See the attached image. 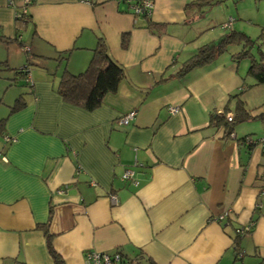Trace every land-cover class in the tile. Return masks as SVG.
Returning a JSON list of instances; mask_svg holds the SVG:
<instances>
[{
  "label": "crops",
  "instance_id": "crops-1",
  "mask_svg": "<svg viewBox=\"0 0 264 264\" xmlns=\"http://www.w3.org/2000/svg\"><path fill=\"white\" fill-rule=\"evenodd\" d=\"M152 1L148 28L117 0H30L26 22L15 18L23 0H0V264H55L44 231L63 264H87L90 251L133 264H264V152L238 141L264 129L236 126L234 138L211 123L240 99L244 122L264 128L261 86L247 60H231L240 46L179 73L236 18L221 2L200 16L186 10L196 0ZM98 39L124 77L88 112L56 89Z\"/></svg>",
  "mask_w": 264,
  "mask_h": 264
},
{
  "label": "trees",
  "instance_id": "trees-1",
  "mask_svg": "<svg viewBox=\"0 0 264 264\" xmlns=\"http://www.w3.org/2000/svg\"><path fill=\"white\" fill-rule=\"evenodd\" d=\"M126 3L127 0H117ZM132 4L137 5L139 0H130ZM219 0H196L188 3L186 5V10L195 8V13L198 15H203L206 9L219 4ZM18 13L15 18L18 21L26 22V15ZM148 25V28L154 27L155 25L151 23L147 14H140ZM233 23L234 19L232 18ZM232 23V25H233ZM223 33L217 38L216 41L212 43L205 44L201 46L193 56H191L180 69L179 73L185 74L192 70L193 68L202 66L222 53L227 52L228 48L231 46H240V50L230 56L231 60L234 62H239L242 60L248 61L247 75L254 80V84L261 86L264 85V53L259 51L260 57L255 55L253 52L254 41L242 31H238L230 28H223ZM127 39L125 36L122 38V46L126 47ZM18 74H21L24 79L23 67L17 70ZM124 77V69L121 65L113 61L109 54L105 42L102 39H98L96 46L92 50V56L87 67L78 74H71L64 70L60 76L57 94L60 96L61 100L67 104L78 106L85 111L91 112L96 110L102 104V99L108 93H113L118 87L119 82ZM28 87L31 85L25 82ZM25 92L19 95L15 100L14 104L10 108V113L18 111L25 106L24 96ZM238 95L232 98H237ZM238 99V98H237ZM238 105L235 109V114L232 119L228 121L223 115H214L212 117L211 123L215 126H221L224 128L226 135L231 136L234 126L236 124L242 123L248 120L250 114L244 108V105L240 99L237 100ZM264 119V114L260 115ZM2 124L0 122V129ZM244 136L238 141L244 144ZM235 138V137H234ZM245 145V144H244ZM248 148L253 146L245 145ZM46 237L47 250L54 261L55 264H63L60 256L54 251L51 244V236L44 231ZM238 236L234 239V244L237 247ZM123 262L127 261L129 264H133V261L126 259L122 256ZM150 264H153L150 262Z\"/></svg>",
  "mask_w": 264,
  "mask_h": 264
},
{
  "label": "rangeland",
  "instance_id": "rangeland-1",
  "mask_svg": "<svg viewBox=\"0 0 264 264\" xmlns=\"http://www.w3.org/2000/svg\"><path fill=\"white\" fill-rule=\"evenodd\" d=\"M220 4H223V8H227L230 11L229 14L235 16L234 18H236V21L234 26L237 24L235 30L242 31L243 29V31L254 41L253 52L260 57L259 51L264 53V0H221ZM219 16V14L215 13L213 17L218 18ZM216 29L219 32V28L216 27ZM257 47L259 48V51L257 50ZM260 92L264 94V85H261ZM251 95L254 96L253 92H251ZM262 100H264V96H262ZM236 126H252V130L259 131L260 133L262 132V129H264L259 122L254 120L236 124L234 128ZM253 134L254 135L252 136H255V133Z\"/></svg>",
  "mask_w": 264,
  "mask_h": 264
},
{
  "label": "built area",
  "instance_id": "built-area-1",
  "mask_svg": "<svg viewBox=\"0 0 264 264\" xmlns=\"http://www.w3.org/2000/svg\"><path fill=\"white\" fill-rule=\"evenodd\" d=\"M29 2H30V0H23V3H24L23 7L24 8L22 9V14H25L26 5H28ZM126 3L130 6L132 11L137 15L148 14L152 8V5H153L152 0H139V3L137 5L132 4V2L130 0H127ZM232 23H233V20L231 18H229L228 21L222 25V28H230L232 26ZM23 72H24L25 81L31 85V76L29 73L28 66L23 67ZM169 111L171 113H176L177 109H176V107H171V108H169ZM133 117H134V112H130V113L120 117L118 119V123L121 125L128 124L129 121L132 120ZM225 118L228 121H230L232 119V116L228 114L225 116ZM231 136L235 137L233 134ZM3 139L6 143H12L14 141V138L8 137V136H4ZM243 143L245 145L257 146L260 148V150L262 152H264V135H262L261 137H258L256 139L247 136L244 138ZM2 159H4V158L2 157ZM122 178L126 181H131V182L137 184V182L134 181L133 173L130 170H126L123 173ZM110 200L112 202H116V197L111 196ZM246 230H248V228H246ZM84 259H85V262L87 264H129V262H127V261L123 262V258L121 256V254L118 252L113 253V254H106V253H101V252H96V251H90V252H87L85 254Z\"/></svg>",
  "mask_w": 264,
  "mask_h": 264
}]
</instances>
